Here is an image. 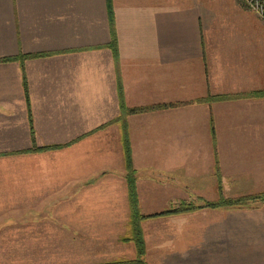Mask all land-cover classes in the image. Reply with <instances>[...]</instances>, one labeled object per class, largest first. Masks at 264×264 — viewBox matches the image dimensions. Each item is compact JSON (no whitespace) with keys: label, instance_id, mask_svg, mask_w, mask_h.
<instances>
[{"label":"crops","instance_id":"1","mask_svg":"<svg viewBox=\"0 0 264 264\" xmlns=\"http://www.w3.org/2000/svg\"><path fill=\"white\" fill-rule=\"evenodd\" d=\"M22 55L38 57L22 64ZM121 87L128 106L153 108L127 124L137 163L158 173L140 175V193L153 194L157 208L186 192L210 202L264 192V22L257 14L236 0H0V156L31 153L32 113L40 146L96 144L108 156L96 175L108 171L102 181L126 190ZM73 205L82 211L72 217L29 218L37 233L16 244L21 258L7 255L13 259L0 264L137 257L136 244L123 240L128 201ZM240 211L204 209L218 231L198 214L145 220L147 264H264V205L246 210L254 215L247 232L239 229Z\"/></svg>","mask_w":264,"mask_h":264},{"label":"rangeland","instance_id":"2","mask_svg":"<svg viewBox=\"0 0 264 264\" xmlns=\"http://www.w3.org/2000/svg\"><path fill=\"white\" fill-rule=\"evenodd\" d=\"M236 2L241 9L249 10L246 8L244 0H236ZM249 11L254 12L252 9ZM130 115L126 116V120ZM32 136L33 143L30 154L16 152V154H4L0 156V254L4 255V257L0 255V262L13 259L11 257L8 259L9 256L7 255L12 257L14 255L15 258H21L18 255L20 253L16 244L19 242L20 246H23L24 239H28L29 234H32V232L37 233L35 229L29 230V218H51L52 216L66 218L78 215V213L82 211V208L81 206L78 207V205H73L74 202L78 201L91 203L113 202L117 204H122L125 201L129 202L127 179V187L125 190L119 181H102L107 178L108 171H102L100 175H96L98 172L97 170L107 167L104 164L106 163V157H108L104 152L99 151L96 144H79V146H75V148L72 147V144L61 145L62 147L60 148L33 152V148L51 145H39L36 138L35 127L34 134L32 130ZM131 148L140 205L142 200L145 206L149 205V208H146V210L141 209L145 216L161 214L154 218H167L198 214L197 216H199V218H208L209 221H213V224H208V231H215L216 228L218 229V225L214 224V219L211 218V215L201 213L204 209L211 207L201 208L189 213L164 214L173 206L182 203L202 205L203 203L210 202L202 198L199 193L186 192L184 194H178L176 197L172 196L170 198V204L158 208L156 207L153 194L145 193V195H142V193H140L141 176L143 175L144 178L150 176L152 178L157 176L158 173L157 171L151 170L150 166L146 168L148 163L144 160L138 164L132 144ZM123 157V169L126 178L127 166L124 144ZM186 182H188V178L186 181H183L182 185L184 186ZM259 194L262 193L255 195ZM164 195L167 196V194ZM158 203H160V205L162 204V202ZM263 205L264 203L258 201L251 204L249 208H240L239 229L241 232L249 231V226L251 225L250 221L253 222L252 218L254 215L248 214L246 210H258L262 208ZM129 215H131V211ZM226 227L227 226H225V228ZM5 245L6 249L3 251L2 249ZM12 264H14V262Z\"/></svg>","mask_w":264,"mask_h":264},{"label":"trees","instance_id":"3","mask_svg":"<svg viewBox=\"0 0 264 264\" xmlns=\"http://www.w3.org/2000/svg\"><path fill=\"white\" fill-rule=\"evenodd\" d=\"M113 22V39L110 44V47L113 50V53L115 55L116 60H119V48H118V39L117 34L114 27V16L112 17ZM31 57H38V55H22L18 58L24 64L25 60ZM24 82H25V88H26V94L27 99L29 101V93H28V87H27V80L26 75L24 74ZM120 95V101H121V116H119L117 122L122 121L123 125V144H124V151H125V160H126V166H127V176L126 179L128 180V187H129V203H130V223H129V229L127 236L123 238L124 241H132L136 244L137 247V257L135 259H126V258H120L109 262L99 263V264H147L146 261V253H147V247H146V241L145 236L142 228V224L145 220L149 218L157 217L158 215H152V216H145L142 213L141 205L139 201L138 196V190H137V180H136V174L133 168V158H132V148H131V140L129 136V128L126 120V116L134 113H141L148 111L153 108H130L127 106L125 102V98L123 95L122 87L119 90ZM30 119L32 124V130L34 134V121L32 113H30ZM126 122V123H125ZM61 145H51V146H44L39 148H33V152H40L45 150H50L54 148H60ZM262 202L264 203V193L254 196H247V197H241V198H235V199H229V200H221L219 202H206L202 205H196L194 203H182L180 205H175L171 209H169L164 214H180V213H189L197 211L198 209L205 208V207H211V208H218V207H224V206H231V207H237V208H249L251 204H254L256 202Z\"/></svg>","mask_w":264,"mask_h":264},{"label":"built area","instance_id":"4","mask_svg":"<svg viewBox=\"0 0 264 264\" xmlns=\"http://www.w3.org/2000/svg\"><path fill=\"white\" fill-rule=\"evenodd\" d=\"M247 9H252L264 22V0H244Z\"/></svg>","mask_w":264,"mask_h":264}]
</instances>
